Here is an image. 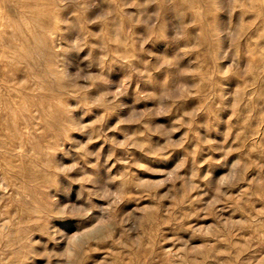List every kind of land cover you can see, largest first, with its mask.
Instances as JSON below:
<instances>
[{"label": "rangeland", "instance_id": "1", "mask_svg": "<svg viewBox=\"0 0 264 264\" xmlns=\"http://www.w3.org/2000/svg\"><path fill=\"white\" fill-rule=\"evenodd\" d=\"M0 264H264V0H0Z\"/></svg>", "mask_w": 264, "mask_h": 264}]
</instances>
